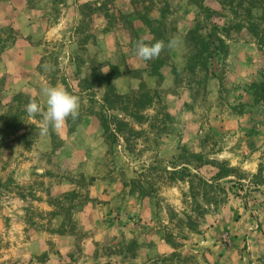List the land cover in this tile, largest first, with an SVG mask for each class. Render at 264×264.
<instances>
[{
  "label": "rangeland",
  "instance_id": "obj_1",
  "mask_svg": "<svg viewBox=\"0 0 264 264\" xmlns=\"http://www.w3.org/2000/svg\"><path fill=\"white\" fill-rule=\"evenodd\" d=\"M0 264H264V0H0Z\"/></svg>",
  "mask_w": 264,
  "mask_h": 264
},
{
  "label": "clouds",
  "instance_id": "obj_2",
  "mask_svg": "<svg viewBox=\"0 0 264 264\" xmlns=\"http://www.w3.org/2000/svg\"><path fill=\"white\" fill-rule=\"evenodd\" d=\"M181 41L172 37L167 44L163 40H157L154 43L146 42L141 38L135 42V52L138 58L149 61L158 58L161 52L167 47L175 49ZM45 97V107H42L36 98H31L26 105V112L30 117L40 115V134L47 135L49 129L60 130L63 128L69 118L75 121L79 117L80 98L72 94L62 85L44 86L41 89Z\"/></svg>",
  "mask_w": 264,
  "mask_h": 264
}]
</instances>
